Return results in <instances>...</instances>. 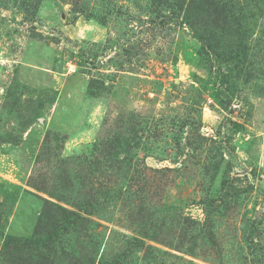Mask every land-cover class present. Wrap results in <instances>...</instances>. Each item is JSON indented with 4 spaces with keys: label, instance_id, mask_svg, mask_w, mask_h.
Returning <instances> with one entry per match:
<instances>
[{
    "label": "rangeland",
    "instance_id": "rangeland-1",
    "mask_svg": "<svg viewBox=\"0 0 264 264\" xmlns=\"http://www.w3.org/2000/svg\"><path fill=\"white\" fill-rule=\"evenodd\" d=\"M154 2L0 0V264H264V0Z\"/></svg>",
    "mask_w": 264,
    "mask_h": 264
},
{
    "label": "trees",
    "instance_id": "trees-1",
    "mask_svg": "<svg viewBox=\"0 0 264 264\" xmlns=\"http://www.w3.org/2000/svg\"><path fill=\"white\" fill-rule=\"evenodd\" d=\"M230 1L232 0H155L154 3H163L166 4L167 7L172 6L175 7V10L183 12L185 22L188 23L190 27H193V24L188 19L193 17L192 13H195L200 16L199 18H201L203 23H201V25L205 28L221 31L226 26L230 13L234 12V9L236 8V5L232 4ZM203 43L204 45H207L206 42ZM115 141L118 142V139H115ZM86 178H88V176ZM50 195H54L53 197L59 201L67 204L69 203V199L65 196H57L55 194ZM53 206L57 210L56 218L66 220L69 224L72 223L74 227L76 225L80 226L88 221L83 215L87 214L86 208L77 207L76 210H69L59 205L53 204Z\"/></svg>",
    "mask_w": 264,
    "mask_h": 264
}]
</instances>
